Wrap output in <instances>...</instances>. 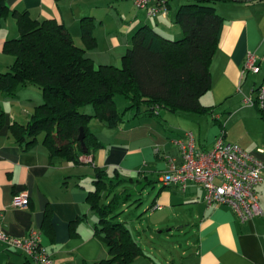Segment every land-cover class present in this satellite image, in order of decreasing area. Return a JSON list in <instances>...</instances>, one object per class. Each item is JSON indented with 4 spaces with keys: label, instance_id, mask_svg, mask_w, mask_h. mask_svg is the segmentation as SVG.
Segmentation results:
<instances>
[{
    "label": "crops",
    "instance_id": "crops-1",
    "mask_svg": "<svg viewBox=\"0 0 264 264\" xmlns=\"http://www.w3.org/2000/svg\"><path fill=\"white\" fill-rule=\"evenodd\" d=\"M121 1L125 0H7V4L9 9L27 11L35 19H55L63 23L73 42L81 47L80 19L92 17L96 46L86 50V54L94 64H118L129 45L130 34L142 24L150 25L167 37L181 36V28L174 22L173 15L184 0H175L173 8L168 0L170 8L166 17L148 16L145 11L146 15H142L139 11L129 17L126 25L106 24L102 15L108 16L113 10L119 13L114 5L119 6ZM107 8L108 11L103 12ZM216 9L225 21L209 66L211 88L201 97V103L211 107L208 116L215 139L210 146L199 138L195 144L200 149H210L222 134L224 140L239 144L264 162V153L257 152L259 147H264V116L256 106L243 101L264 79V0L218 2ZM18 35L16 20L9 14L0 26V72L9 70L14 61L11 54L3 52V43ZM247 52L256 54L259 72L242 73ZM40 91L35 85H26L19 86L13 96L0 94V211L3 215L0 227L8 236L25 238L30 230L38 231L53 264H92L107 258V240L97 231L98 217L87 200L89 191L94 190L95 172L102 169L111 177L132 178L127 185L135 188L150 179L160 182L151 211L182 204L194 214L193 245L182 264H264V214L240 220L227 205L208 206L204 190L196 182H189L185 190L176 185H164L161 175L168 168L169 158L180 163L179 149L172 157L163 155L169 147L167 142L162 144L163 151L156 150L152 141L145 138V122H137L141 115L131 113L126 120L128 124L121 122L115 128L92 118L90 131L102 146L81 154L78 164L61 159L50 161L41 135L29 145L16 142L10 125L27 123L34 107L42 102ZM182 137L184 132L179 138ZM171 142L175 144V140L170 139ZM117 189L121 190V186ZM256 189L264 210V172ZM129 191L133 192L130 188ZM22 193L29 197L27 208L12 205L13 198ZM47 207L52 230L45 231L42 222ZM117 220L123 221L120 215ZM148 258L150 264H159ZM27 261L33 264L28 256L0 242V264Z\"/></svg>",
    "mask_w": 264,
    "mask_h": 264
},
{
    "label": "trees",
    "instance_id": "trees-1",
    "mask_svg": "<svg viewBox=\"0 0 264 264\" xmlns=\"http://www.w3.org/2000/svg\"><path fill=\"white\" fill-rule=\"evenodd\" d=\"M242 1L184 0L173 15L181 28L180 38L167 37L142 24L130 36L120 66H116L94 64L86 54L96 46L92 17L80 19L81 47L63 23L35 19L27 11L9 9L7 0H0V26L10 14L19 32L18 37L3 43V52L11 54L14 61L9 70L0 72V94L13 96L19 86L26 85H35L42 93V102L34 107L27 123L10 125L16 142L29 145L41 135L50 161L78 164L81 154L102 146L90 131L92 118L115 128L126 112L158 116V109H165L184 117L209 114L211 107L203 105L201 97L211 88L209 66L225 21L216 4ZM167 6L170 8L168 0ZM116 95L128 99L122 111L116 107ZM88 104L94 106L92 114L80 111ZM80 127L85 133V150L77 139ZM131 180L111 177L102 169L95 172L94 190L89 191L87 200L97 214L96 229L107 240L109 252L107 258L92 264H129L144 255L130 229L117 220L121 206L131 198L127 185ZM153 183L150 179L139 189ZM50 215L47 207L42 222L45 231L52 230Z\"/></svg>",
    "mask_w": 264,
    "mask_h": 264
},
{
    "label": "built area",
    "instance_id": "built-area-1",
    "mask_svg": "<svg viewBox=\"0 0 264 264\" xmlns=\"http://www.w3.org/2000/svg\"><path fill=\"white\" fill-rule=\"evenodd\" d=\"M133 4L144 9L148 16L168 14L167 0H132ZM254 52H247L242 73L259 72ZM245 104L256 106L264 113V79L243 99ZM179 149L180 163L174 158L168 159V168L161 175L164 185H176L185 190L189 182H196L204 190V200L208 206L224 204L231 207L240 220H248L264 214L257 194V186L262 181L264 162L253 153L244 150L239 144L226 141L220 134L212 148L200 149L195 144L191 131H185L184 137L175 140ZM257 152L264 153V147ZM12 205L27 208L29 197L26 193L15 196ZM0 211V220L2 218ZM0 242L13 247L28 256L33 264H53V259L42 246L40 233L30 230L25 238L8 236L0 227Z\"/></svg>",
    "mask_w": 264,
    "mask_h": 264
},
{
    "label": "rangeland",
    "instance_id": "rangeland-1",
    "mask_svg": "<svg viewBox=\"0 0 264 264\" xmlns=\"http://www.w3.org/2000/svg\"><path fill=\"white\" fill-rule=\"evenodd\" d=\"M170 4L173 8L175 0H171ZM114 7L119 9V13L113 10V12L110 11L108 16L102 15L105 17L106 24L126 25L129 17L134 16L139 11L142 15H146L145 10L137 8L131 0L121 1L119 6L115 4ZM107 11L108 8L103 10V12ZM173 38L178 39L180 36ZM117 63L113 65L120 66V61H117ZM114 101L119 111H122L125 105L128 104V99L123 95H116ZM158 110L159 117L141 115V120L137 122H145V138L152 141L153 146L157 148L156 150L163 151L162 144L166 142V144H169V147L165 150L166 154H163L166 157H172L178 151L177 146L173 142L170 143V139L176 140L185 131H191L195 140L199 138L205 145H212L215 138L211 117L208 114L204 117L193 115L194 118L187 119L179 113H172L165 109ZM80 111L92 114L94 106L88 104L82 107ZM129 117H131V112H126L123 116V124H128L126 120ZM196 118H199V120H196ZM134 122L136 123V120ZM128 185L133 192L131 198L122 207L120 216L147 255L137 257L131 264H150L148 256L159 264H182L183 260L191 253L193 245L195 227L192 223L194 214L189 213L186 206L182 204L173 205L172 209L162 206L160 210L151 211L150 205L158 187L161 185L160 182H155L154 186L147 185L141 189H139V186L135 188L136 186ZM178 194L183 195V193ZM136 197H140V202H133Z\"/></svg>",
    "mask_w": 264,
    "mask_h": 264
},
{
    "label": "water",
    "instance_id": "water-1",
    "mask_svg": "<svg viewBox=\"0 0 264 264\" xmlns=\"http://www.w3.org/2000/svg\"><path fill=\"white\" fill-rule=\"evenodd\" d=\"M84 137H85V133L82 127H80L79 129V134L77 136L78 141L81 144V147L83 148V150H85V143H84Z\"/></svg>",
    "mask_w": 264,
    "mask_h": 264
}]
</instances>
